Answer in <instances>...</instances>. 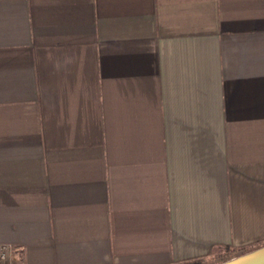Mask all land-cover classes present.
I'll return each mask as SVG.
<instances>
[{"label":"crops","instance_id":"obj_1","mask_svg":"<svg viewBox=\"0 0 264 264\" xmlns=\"http://www.w3.org/2000/svg\"><path fill=\"white\" fill-rule=\"evenodd\" d=\"M11 264H207L264 246V0H0Z\"/></svg>","mask_w":264,"mask_h":264},{"label":"water","instance_id":"obj_2","mask_svg":"<svg viewBox=\"0 0 264 264\" xmlns=\"http://www.w3.org/2000/svg\"><path fill=\"white\" fill-rule=\"evenodd\" d=\"M221 264H264V246L241 254Z\"/></svg>","mask_w":264,"mask_h":264},{"label":"built area","instance_id":"obj_3","mask_svg":"<svg viewBox=\"0 0 264 264\" xmlns=\"http://www.w3.org/2000/svg\"><path fill=\"white\" fill-rule=\"evenodd\" d=\"M11 250L7 246L0 245V264H11Z\"/></svg>","mask_w":264,"mask_h":264},{"label":"rangeland","instance_id":"obj_4","mask_svg":"<svg viewBox=\"0 0 264 264\" xmlns=\"http://www.w3.org/2000/svg\"><path fill=\"white\" fill-rule=\"evenodd\" d=\"M235 257H237V256H235ZM232 258H234L233 254L226 253L221 258L214 259L211 262H208L207 264H221V263L226 262Z\"/></svg>","mask_w":264,"mask_h":264},{"label":"trees","instance_id":"obj_5","mask_svg":"<svg viewBox=\"0 0 264 264\" xmlns=\"http://www.w3.org/2000/svg\"><path fill=\"white\" fill-rule=\"evenodd\" d=\"M199 262H189V263H183V264H198Z\"/></svg>","mask_w":264,"mask_h":264}]
</instances>
